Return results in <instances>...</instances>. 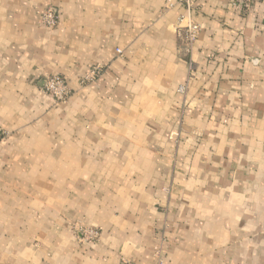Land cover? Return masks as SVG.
Returning <instances> with one entry per match:
<instances>
[{
    "label": "crops",
    "instance_id": "0c3cea01",
    "mask_svg": "<svg viewBox=\"0 0 264 264\" xmlns=\"http://www.w3.org/2000/svg\"><path fill=\"white\" fill-rule=\"evenodd\" d=\"M183 14L0 0V264H264V0H193L189 53ZM88 227L98 241L73 234Z\"/></svg>",
    "mask_w": 264,
    "mask_h": 264
},
{
    "label": "built area",
    "instance_id": "2783aa9c",
    "mask_svg": "<svg viewBox=\"0 0 264 264\" xmlns=\"http://www.w3.org/2000/svg\"><path fill=\"white\" fill-rule=\"evenodd\" d=\"M259 1L260 0H227V8L242 13H249ZM174 5H180L185 11V14L178 18L176 34L183 41L184 51L189 53L194 43L198 40L201 31L200 25L193 22L189 17V13L193 6V0H166V8ZM40 24L45 28L54 29L58 24L57 11L53 7L48 6L41 15ZM116 51L118 54L120 53L119 50ZM100 72V68H91L88 75L82 78V83L94 81ZM39 87L41 91L55 103L66 101L72 92L67 78L60 75L44 78L39 82ZM76 237L85 243H94L100 238V232L95 228L85 229L77 234ZM160 259L158 255V264H161Z\"/></svg>",
    "mask_w": 264,
    "mask_h": 264
},
{
    "label": "rangeland",
    "instance_id": "374dc122",
    "mask_svg": "<svg viewBox=\"0 0 264 264\" xmlns=\"http://www.w3.org/2000/svg\"><path fill=\"white\" fill-rule=\"evenodd\" d=\"M52 76H54V75H52ZM47 77H49V76H47ZM44 78H46V77H44ZM44 78H42V79H39V82L41 81V80H43ZM65 102V101H64ZM63 103V102H62ZM92 227H88V228H82V229H74V230H72L73 231V234L74 235H77V234H79V233H81L83 230H85V229H91ZM92 229H94V228H92ZM96 229V228H95ZM99 232H100V230L99 229H97Z\"/></svg>",
    "mask_w": 264,
    "mask_h": 264
}]
</instances>
